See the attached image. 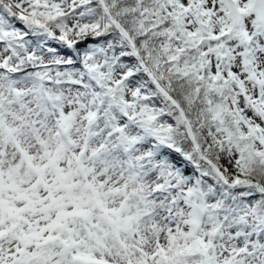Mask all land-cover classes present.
<instances>
[{"label":"snow or ice","instance_id":"obj_1","mask_svg":"<svg viewBox=\"0 0 264 264\" xmlns=\"http://www.w3.org/2000/svg\"><path fill=\"white\" fill-rule=\"evenodd\" d=\"M0 264H264V0H0Z\"/></svg>","mask_w":264,"mask_h":264}]
</instances>
